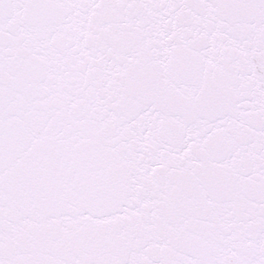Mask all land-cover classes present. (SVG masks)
<instances>
[{"label": "snow or ice", "instance_id": "snow-or-ice-1", "mask_svg": "<svg viewBox=\"0 0 264 264\" xmlns=\"http://www.w3.org/2000/svg\"><path fill=\"white\" fill-rule=\"evenodd\" d=\"M0 264H264V0H0Z\"/></svg>", "mask_w": 264, "mask_h": 264}]
</instances>
